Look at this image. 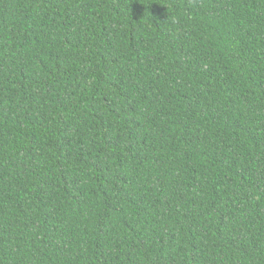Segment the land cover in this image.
<instances>
[{
    "label": "trees",
    "instance_id": "trees-1",
    "mask_svg": "<svg viewBox=\"0 0 264 264\" xmlns=\"http://www.w3.org/2000/svg\"><path fill=\"white\" fill-rule=\"evenodd\" d=\"M0 264H264V0H0Z\"/></svg>",
    "mask_w": 264,
    "mask_h": 264
}]
</instances>
